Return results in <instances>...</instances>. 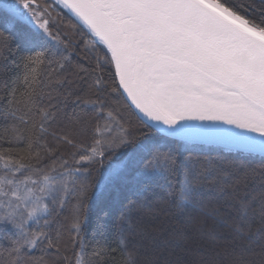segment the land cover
I'll return each instance as SVG.
<instances>
[{
	"label": "snow or ice",
	"instance_id": "snow-or-ice-1",
	"mask_svg": "<svg viewBox=\"0 0 264 264\" xmlns=\"http://www.w3.org/2000/svg\"><path fill=\"white\" fill-rule=\"evenodd\" d=\"M18 24L33 33L0 147V223L18 231L11 264H87L94 173L98 189L135 180L122 217L159 257L149 264H264V12L256 20L231 0H0V50ZM82 54L87 68L73 61ZM40 65L66 85L70 113L43 104ZM174 210L186 222L166 219ZM38 242L49 259L28 255ZM121 251L139 264L135 247Z\"/></svg>",
	"mask_w": 264,
	"mask_h": 264
},
{
	"label": "trees",
	"instance_id": "trees-1",
	"mask_svg": "<svg viewBox=\"0 0 264 264\" xmlns=\"http://www.w3.org/2000/svg\"><path fill=\"white\" fill-rule=\"evenodd\" d=\"M235 5H244L247 9V14L256 20L261 18L262 12H264V0H231ZM15 3H19V0H15ZM41 4L51 5L53 0H40ZM249 6H251L249 8ZM55 11L61 12L64 19H74L66 9L57 8ZM33 33V28L27 24H18L11 30V51L0 50V147H9L5 143L3 136L5 130L12 124L16 123L14 118L10 115L11 105L8 101L12 98L10 93L13 90H23V77L27 73V69L24 67L23 57L29 54L30 45L26 42V37ZM90 57V53H87ZM74 62H80L84 67H89L90 59L84 60L83 54L81 56H73ZM107 75V70L103 73ZM37 75L40 80V88L42 90V101L45 106L50 102L57 103L59 101V107L64 112H71L76 107L72 103L71 98L65 104L64 96L66 85H61L56 82L54 74H50V68L47 65H40L37 67ZM81 88L83 85L81 84ZM51 94V101L48 94ZM15 147L16 145H12ZM129 150H121L116 152L112 157L113 163H119ZM209 154H220L229 159L236 158V154L224 152L222 148H214ZM248 162V161H246ZM250 166H259V156L250 161ZM107 167V163L105 165ZM103 171V169L101 170ZM93 188L89 193L90 200L87 204L84 216L81 219L82 240L85 245L86 261L87 264H125L127 259L126 253H123L121 249L124 247H135L138 251L139 264H149L150 261H155L159 257L152 252L150 248L141 246L139 237L133 236L131 231L127 229L122 212L125 205L128 203L129 198H135L133 196V190L135 180L129 176L126 182H117L114 185H106L103 188H97L95 186V180H99V173H94ZM177 179H180L177 177ZM72 203L63 209L59 210L60 218L71 215ZM166 206H170L166 205ZM138 216L146 215L143 211L137 213ZM47 218V217H45ZM166 219H170L174 225H180L185 221V217L179 213L178 210H174V214H170ZM42 223V221H41ZM32 228H35L33 222L30 223ZM225 236H227V229L221 230ZM18 232L14 227L8 223L0 224V264H11L14 257L10 254L12 248V241L16 238ZM67 234L65 233V239ZM123 241V243H121ZM78 251V250H77ZM258 249H253V252ZM54 250H50L49 255H45L41 251L40 243L38 247L33 250H29L28 255L33 258L39 259L41 256H45V259H49L51 253ZM95 253H101L97 256ZM71 259L72 252L69 250L67 253ZM181 256L184 253H180ZM170 259H175L174 256H169ZM201 257L197 256L196 259ZM127 264H133V261L128 260Z\"/></svg>",
	"mask_w": 264,
	"mask_h": 264
},
{
	"label": "rangeland",
	"instance_id": "rangeland-1",
	"mask_svg": "<svg viewBox=\"0 0 264 264\" xmlns=\"http://www.w3.org/2000/svg\"><path fill=\"white\" fill-rule=\"evenodd\" d=\"M30 223H31V221L29 222V224H30ZM0 224H1V223H0ZM14 229H15L16 232H18L17 229H16L15 227H14Z\"/></svg>",
	"mask_w": 264,
	"mask_h": 264
},
{
	"label": "water",
	"instance_id": "water-1",
	"mask_svg": "<svg viewBox=\"0 0 264 264\" xmlns=\"http://www.w3.org/2000/svg\"><path fill=\"white\" fill-rule=\"evenodd\" d=\"M225 127H229L228 125H225Z\"/></svg>",
	"mask_w": 264,
	"mask_h": 264
}]
</instances>
